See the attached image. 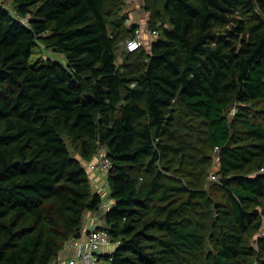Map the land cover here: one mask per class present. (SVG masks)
I'll use <instances>...</instances> for the list:
<instances>
[{
	"label": "trees",
	"instance_id": "trees-1",
	"mask_svg": "<svg viewBox=\"0 0 264 264\" xmlns=\"http://www.w3.org/2000/svg\"><path fill=\"white\" fill-rule=\"evenodd\" d=\"M123 1L13 0L18 17L0 4V264L56 263L84 215L100 212L102 193L61 132L86 159L98 147L110 159L107 264L261 261L264 235L250 239L263 224L264 0H144L157 36L132 52L138 24L116 17ZM43 35L65 63L30 62ZM180 109L202 124L224 202L202 175L167 174L194 148Z\"/></svg>",
	"mask_w": 264,
	"mask_h": 264
},
{
	"label": "rangeland",
	"instance_id": "rangeland-1",
	"mask_svg": "<svg viewBox=\"0 0 264 264\" xmlns=\"http://www.w3.org/2000/svg\"><path fill=\"white\" fill-rule=\"evenodd\" d=\"M123 1V0H122ZM0 4H3L10 12L14 14V5H13V0H0ZM145 4L150 6V2H144V0H124L123 4L120 6V4H117L116 7V12L115 15L116 17H120L119 15L122 14H127L130 18V20L137 21L138 25H141L143 22H147L149 19V12L146 11ZM160 0H157V5L159 6ZM15 15V14H14ZM113 15V18L115 17ZM112 17V16H111ZM115 17V18H116ZM128 21L127 24H130L131 21ZM148 25H145V29H147ZM146 32H143V39L144 41V48L149 50V44L152 42V40H155V36H152L149 38L148 36L146 37ZM49 42L48 36L43 35L40 37L36 43V46L33 47L31 55H30V62L31 63H37V62H45L47 60L51 61H57L61 63H65L63 57L59 54H56L52 52L50 47L47 46V43ZM123 59V56L118 54V63L120 64ZM256 108H260V105H258ZM234 109L232 108L231 111ZM233 113V112H232ZM183 113L181 109L178 111V118H177V125L179 126L180 129L187 130V132L190 133V136L193 138L194 142V148H189L188 152H183L180 153L178 156L175 158V164H176V169L173 171H170L168 176L170 178L174 179H180L183 183H185L187 180H196L198 176L202 175V185L205 190L210 194V196L219 202H224V197L223 193L220 190L218 183H219V175H216V180H212L210 178V175L213 172H217L218 170V165H217V157L215 156V152L212 150L207 149L206 145L204 144L203 140V127L200 122L195 117L189 118V117H183ZM185 116V115H184ZM237 118V117H236ZM229 120L233 124V129L234 130H239L240 129V122L239 120L237 121L234 119L233 115L229 116ZM61 135L64 138V141L70 151L71 156L76 159L86 170L88 173L89 177L94 179L95 173H91L90 170L88 169V163L92 162L95 158L92 157L91 159H86L85 156H83L80 152L79 145L77 144L76 141H73L68 134H65L61 132ZM102 148L98 147L97 150H100ZM96 150V151H97ZM192 153H196V156H193ZM159 167L162 170V166L159 165ZM101 174V178L103 180V185L95 187V181L94 184L91 185L92 191H98L102 189V191H105V194H108V187H107V181H106V174L103 172H96ZM96 176V175H95ZM141 179H139V182ZM95 187V188H94ZM104 187V188H103ZM96 189V190H95ZM104 193V192H103ZM109 195V194H108ZM103 196V194H102ZM104 199V197H103ZM109 201L112 202L111 199ZM260 213H261V219H262V227L253 237L250 239V243L255 245V241L258 240L260 237H263L264 235V204L259 208ZM95 217V220L97 222H100L102 219V213L97 212L93 214ZM195 224L201 227H207L208 231V226H209V221L203 216V213L199 211V213H192L191 214ZM90 214L87 212L84 215L83 219V228L86 226V222L90 218ZM25 222V220H23ZM211 240V237L210 239ZM108 245L115 246V243H112L111 241L108 242ZM71 250V242L68 241L64 244L62 249L59 252L57 262H62V264H66V259L71 255L70 253ZM252 264H264V259L261 261H253Z\"/></svg>",
	"mask_w": 264,
	"mask_h": 264
},
{
	"label": "built area",
	"instance_id": "built-area-1",
	"mask_svg": "<svg viewBox=\"0 0 264 264\" xmlns=\"http://www.w3.org/2000/svg\"><path fill=\"white\" fill-rule=\"evenodd\" d=\"M15 14V12H14ZM16 15V14H15ZM16 17H18L16 15ZM147 26V22H143L141 25L134 31V36L128 39L124 46L125 48L132 52L139 50L144 47L143 32H146V37L151 38L152 36H157L156 31L150 30ZM152 34V36H151ZM150 45V44H149ZM111 167V162L108 156L106 155L104 149L98 150L97 155L94 160L88 163V169L90 172H103L107 173ZM261 171H264L263 169ZM212 180H216L214 173L210 175ZM102 202L100 204V212L104 213L107 211L112 202L109 201V193H102ZM104 197V199H103ZM110 241L107 231L101 226V224H94L87 228H83L81 235L78 239H75L71 245V255L66 259V264H107L104 262L101 257V248L108 245ZM53 264H62V262H56Z\"/></svg>",
	"mask_w": 264,
	"mask_h": 264
},
{
	"label": "crops",
	"instance_id": "crops-1",
	"mask_svg": "<svg viewBox=\"0 0 264 264\" xmlns=\"http://www.w3.org/2000/svg\"><path fill=\"white\" fill-rule=\"evenodd\" d=\"M131 21V23H138L137 21H133V20H130ZM91 173H95V175H94V179L93 178H91L90 177V182H91V185L92 184H94V181H95V187H97V185L99 186V184L100 185H103V180H102V178H101V174L100 173H96V172H91ZM94 187V188H95ZM107 187H108V184H107ZM98 188V187H97ZM104 188V187H103ZM108 190H109V188H107ZM96 190V189H95ZM107 190V191H108ZM97 192H101V193H103V192H105V191H102V189H100V190H98ZM109 193V192H108ZM90 214V218L88 219V221L86 222V226H85V228H87V227H89V226H91V225H94V224H96V223H98V224H102V221H100V222H97V220H95V217H94V213H89ZM72 243H73V241L71 242V245H72ZM115 249V246L114 245H112V246H110V245H106V246H103L102 248H101V254L102 255H108V254H110L113 250ZM70 253H71V250H70ZM70 257V256H69Z\"/></svg>",
	"mask_w": 264,
	"mask_h": 264
}]
</instances>
